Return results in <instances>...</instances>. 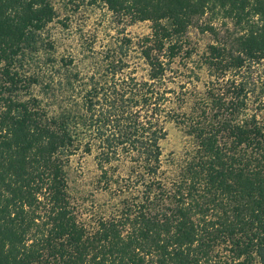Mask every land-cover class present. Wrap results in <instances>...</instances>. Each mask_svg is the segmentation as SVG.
Instances as JSON below:
<instances>
[{
	"label": "trees",
	"instance_id": "1",
	"mask_svg": "<svg viewBox=\"0 0 264 264\" xmlns=\"http://www.w3.org/2000/svg\"><path fill=\"white\" fill-rule=\"evenodd\" d=\"M87 2L149 24L135 45L145 75L128 71L123 38L80 103L53 111L21 71L52 4L0 0V264H264V88L250 80L264 69V0ZM204 17L214 35L199 52L187 34ZM187 71L191 82L174 81ZM77 78L68 71L65 88ZM168 124L187 145L164 161ZM78 151L94 155L96 189L113 201L87 217L69 193Z\"/></svg>",
	"mask_w": 264,
	"mask_h": 264
},
{
	"label": "rangeland",
	"instance_id": "2",
	"mask_svg": "<svg viewBox=\"0 0 264 264\" xmlns=\"http://www.w3.org/2000/svg\"><path fill=\"white\" fill-rule=\"evenodd\" d=\"M55 11V19L40 33L37 51L26 50L22 62V73L26 76L34 75L40 80V84L32 85L29 95L43 98L49 103L51 110L60 107H70L72 103H80L82 85L88 77L100 70L104 63V55L113 47H118L123 38L132 41L128 54V71H132L138 78L145 75L144 65L137 56L135 47L137 40L144 35L150 34L148 23H131L129 17L123 19L112 15L106 7L100 4H89L87 0H50ZM204 17L195 21L188 29L191 42L197 51L202 52L205 46L212 41L214 35L209 31L201 32L206 24ZM223 22L216 19L210 23L217 35H225ZM232 29V24L228 25ZM48 59L53 61L49 62ZM61 59H72V65L68 68L61 66ZM197 59L188 61L187 67L194 69L200 81L193 87L197 91L205 84L204 72L198 70ZM196 61V62H193ZM252 70L250 80L258 88H264V69ZM78 73V80L72 88H65V75L68 71ZM186 73V72H185ZM190 71L184 74V78H174L176 82H191ZM175 77V76H172ZM49 84L45 90L43 86ZM46 93V94H45ZM23 97L26 92L20 93ZM167 137L162 142L163 160L171 156L180 158L183 156L187 141L181 131L173 125L166 126ZM94 155H85L78 151L71 158L68 167L69 193L73 202L82 210L83 216L87 217L92 210H104L107 203H113L109 195L102 194L96 189L95 180L99 174L94 161ZM98 188V187H97ZM110 208V206H109ZM84 209V210H83ZM103 211V212H104ZM88 214V215H87Z\"/></svg>",
	"mask_w": 264,
	"mask_h": 264
}]
</instances>
